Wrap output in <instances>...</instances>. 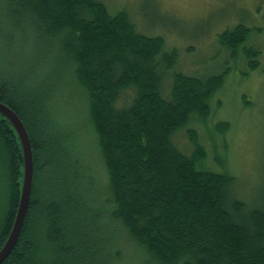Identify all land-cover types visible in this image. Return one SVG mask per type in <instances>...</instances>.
Returning a JSON list of instances; mask_svg holds the SVG:
<instances>
[{
  "label": "trees",
  "instance_id": "16d2710c",
  "mask_svg": "<svg viewBox=\"0 0 264 264\" xmlns=\"http://www.w3.org/2000/svg\"><path fill=\"white\" fill-rule=\"evenodd\" d=\"M250 32L239 23L219 42L234 57L244 47L255 68ZM177 61L162 35L138 31L126 10L113 13L99 0H0V100L22 118L35 168L25 223L2 264L119 260L109 257L113 234H103L95 200L115 238L125 232L155 264H264V182L248 203L234 191L235 175L206 168L195 129H187L190 152L174 137L194 115H210L228 71L186 73L174 70ZM0 166L1 249L24 169L20 138L1 112Z\"/></svg>",
  "mask_w": 264,
  "mask_h": 264
},
{
  "label": "rangeland",
  "instance_id": "374dc122",
  "mask_svg": "<svg viewBox=\"0 0 264 264\" xmlns=\"http://www.w3.org/2000/svg\"><path fill=\"white\" fill-rule=\"evenodd\" d=\"M99 1L113 13L126 10L138 31L162 35L167 49L178 50L174 70L200 75L228 71L224 84L209 101L210 115L206 118L194 115L191 122L177 130L174 137L178 135L177 143L190 152L193 144L187 129H195L208 151L204 162L206 168L235 175L234 191L248 203H252V199L255 201L264 182V0ZM239 23L251 28L246 46L260 52L257 57L259 64L255 68L249 65L244 47L234 57L219 42V34L223 30ZM170 85L171 80L168 79L165 92L169 91ZM75 98L70 99L74 106L78 104ZM219 121H228L230 125L220 131L217 128ZM90 158L91 154L87 160ZM97 162V167L92 164L91 171L92 177L98 181L103 168L99 156ZM2 176L0 166V201L5 198ZM98 203L96 200L93 202L95 211L102 213L101 223L106 227L103 234L112 233L115 244L107 248V252L109 257H119L111 263L155 264L132 240H128L125 232H121L122 242L120 238H115L112 232L114 224Z\"/></svg>",
  "mask_w": 264,
  "mask_h": 264
},
{
  "label": "water",
  "instance_id": "95a60500",
  "mask_svg": "<svg viewBox=\"0 0 264 264\" xmlns=\"http://www.w3.org/2000/svg\"><path fill=\"white\" fill-rule=\"evenodd\" d=\"M0 112L10 120L16 129L21 141L24 160L23 181L17 214L10 234L0 249V264H2L9 257L12 250L16 246L25 223L33 191L35 168L32 142L22 118L12 107L1 100Z\"/></svg>",
  "mask_w": 264,
  "mask_h": 264
}]
</instances>
